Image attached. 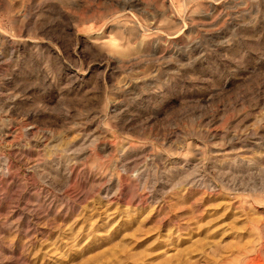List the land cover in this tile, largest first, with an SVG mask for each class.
I'll return each instance as SVG.
<instances>
[{
    "label": "rangeland",
    "instance_id": "rangeland-1",
    "mask_svg": "<svg viewBox=\"0 0 264 264\" xmlns=\"http://www.w3.org/2000/svg\"><path fill=\"white\" fill-rule=\"evenodd\" d=\"M0 264H264V0H0Z\"/></svg>",
    "mask_w": 264,
    "mask_h": 264
}]
</instances>
